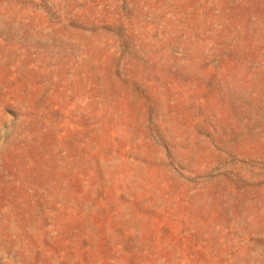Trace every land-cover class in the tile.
<instances>
[{"label":"rangeland","instance_id":"obj_1","mask_svg":"<svg viewBox=\"0 0 264 264\" xmlns=\"http://www.w3.org/2000/svg\"><path fill=\"white\" fill-rule=\"evenodd\" d=\"M0 264H264V0H0Z\"/></svg>","mask_w":264,"mask_h":264}]
</instances>
